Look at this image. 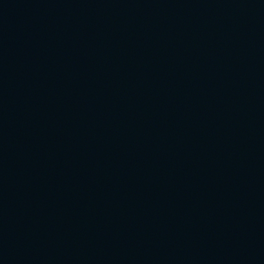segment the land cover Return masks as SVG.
Segmentation results:
<instances>
[{"label":"water","instance_id":"1","mask_svg":"<svg viewBox=\"0 0 264 264\" xmlns=\"http://www.w3.org/2000/svg\"><path fill=\"white\" fill-rule=\"evenodd\" d=\"M0 264H264V0H0Z\"/></svg>","mask_w":264,"mask_h":264}]
</instances>
